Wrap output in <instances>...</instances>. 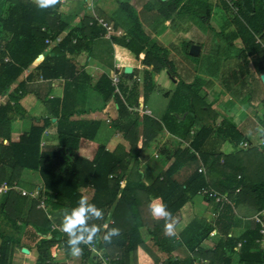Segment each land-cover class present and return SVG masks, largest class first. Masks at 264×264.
Here are the masks:
<instances>
[{
  "label": "trees",
  "instance_id": "obj_1",
  "mask_svg": "<svg viewBox=\"0 0 264 264\" xmlns=\"http://www.w3.org/2000/svg\"><path fill=\"white\" fill-rule=\"evenodd\" d=\"M63 1L66 0H61L54 7L41 9L33 0H2L4 11L0 10V97L6 95L5 101L0 104V182L6 180L8 184H16L24 169L36 171L43 187L41 190L37 185L32 190L40 189L46 204L40 207L36 199L10 189L2 194L0 213L10 222L20 221L30 226L37 236H41L35 244L38 254L36 264H51L54 254L60 251L68 256L71 254L68 236L52 228L58 224H54L55 216L48 209H64L70 214L78 206V189L86 185L93 188L89 203L104 210H101V218L92 217L88 221L89 226L96 225L101 230L92 248L86 244L80 245L82 254L78 256L79 264H102L101 255L93 250L102 251L108 257L107 264H194V261L197 264H231L233 255L236 264H264V249L260 242L263 236L259 224L252 221V226L239 236H228L229 225L223 223L222 219L227 217L223 212H228L229 206L222 205L223 214L220 213V218H217V231L222 235L217 243L209 247L202 246L214 227L208 224L187 244L190 255L183 259L174 258L160 243L166 217H154L150 209L152 202L162 203L174 218L201 188L208 187L219 194L226 193L233 201V210L239 217H254L264 210V155L261 157V149L253 145V141L235 122L221 116L198 95L199 89L205 84L202 76L194 74L189 84L182 81L185 79L180 76L177 65L181 73L189 75L190 71L171 55L168 46L151 38L138 14L140 7V12L152 13L153 28L181 13L194 15L206 24L216 5L213 0H125L119 2L112 16L113 22L110 21L114 28L123 30L121 35H112L109 39L117 61L132 67V73L127 77L136 75L138 62L141 61L142 100L145 101L155 89L158 74L165 69L170 77L177 79L173 92H185L177 94L176 98L173 96L175 94H171L170 102L174 99L182 102L187 95L191 119L201 120L200 129L191 137L189 127L184 130L190 147L176 148L172 163L153 182L145 184L142 181L137 157L164 127L177 134V129L168 124L167 118L172 111L166 109L161 122L138 113L134 108H129L132 103L135 107L139 105L137 86L125 90L120 85L121 96L114 91L111 79L106 75L98 78L95 89L102 96L104 110L110 116L113 129L128 143V149L118 144L108 151L100 145L92 160L81 157L77 154L79 141L87 136L86 127L90 122L73 120L66 111L55 114L56 145L49 148L40 145L42 134L50 124L48 117L33 119L28 132L21 134L18 140L10 139L11 123L19 115V98L25 84L21 79L24 70L35 59L43 57L36 66L41 77L50 79L69 75L77 82L80 74L73 76L76 67L67 53L89 47L92 39L104 35V28L95 21L94 16L84 15L79 27L72 28L58 41V35L65 27L60 18ZM219 4L234 26L228 34L221 32L225 41L229 44L241 42V46L235 49L237 54H234L237 58L236 69H231L228 79L223 80L226 79L227 83L230 78L237 83L241 77L253 76L251 63L255 65L256 74L264 72L259 57L264 49V0H219ZM86 6L91 9L92 3L88 1ZM46 39L56 42L50 50H47L49 44L45 42ZM194 43L192 40L172 41L170 47L175 54L183 55L187 62L196 64L198 70L200 66L213 67L212 63L219 66L216 59L211 63L206 62L202 53L190 54V45ZM5 58L8 61H4ZM216 67L212 72H207L215 75ZM13 83L17 84L10 90ZM189 85L193 91L185 89ZM226 88H229V84ZM251 88L247 99H252ZM194 93L195 98L198 97L197 102L201 100L197 108L204 112L211 110L208 118L197 113L199 110L195 109ZM212 131L223 140H228L234 148L243 140L250 146L228 154L201 151L199 159L206 172H199L197 168L184 181H177L175 175L188 162L198 159L196 153L190 150L191 147L197 149ZM252 149L258 155L251 152ZM244 159L249 160V166L243 164ZM103 194L106 196L102 197ZM228 214L232 215V212ZM111 228H118L120 234L113 236L110 243H105V232ZM18 245L19 239L14 234L0 231V264H11L13 249ZM157 250L162 254L159 255Z\"/></svg>",
  "mask_w": 264,
  "mask_h": 264
},
{
  "label": "crops",
  "instance_id": "obj_2",
  "mask_svg": "<svg viewBox=\"0 0 264 264\" xmlns=\"http://www.w3.org/2000/svg\"><path fill=\"white\" fill-rule=\"evenodd\" d=\"M121 1L125 0H92L91 9L86 6L88 5V0L63 1L62 7L60 9V18L61 21L65 24V27L58 35V41L61 40L64 35H66L72 28L79 27L80 20L84 15L97 16L99 18H103L105 21H109V23H112V16L116 12L119 2ZM128 1L134 2L135 0ZM146 13L141 14L140 8L138 9L140 20L148 29V27L151 26V24L154 22V16H152L153 14L150 12H148L149 14ZM118 31H120L121 34L123 33L122 28L115 27V32L112 35H121L118 33ZM169 32L170 29L166 28L160 33V36H163ZM55 44V41H51L47 47V50H50ZM67 57L73 59V64L76 67V72H74L73 76H77L78 74H80L79 81L77 82H74L72 76L69 75L68 77L59 76L50 79H44L43 77H41L39 71L36 70V66L41 62L43 57H38L37 59H35L24 70L21 79L24 80L25 84L19 98V115L16 116V119H14L11 123V140H18L21 134L28 132L33 119H36L38 117H48L50 120V124L42 134L40 145L42 146V148H49L56 145V134L54 126V123L56 121L55 114L60 115L62 111H66L71 114L70 118L73 120H85L87 122H90V124H88L86 127L87 136L81 138L79 141L77 154L81 157L92 160L100 145L104 146L108 151L113 150L118 144H121L125 147V149H128V143L121 137V135L117 131L113 129L110 122V116L106 114L104 110L102 96L95 89L96 82L101 75H106L110 79L112 73L119 74V87L120 85H123V87L126 88L125 90H128L134 85L137 86L139 105L138 107H135L134 103H132L129 104V108H134L140 114H143V110L147 109L149 113L144 114L155 118L159 122L162 121V117L165 113L164 111L167 109V107L165 106H168L167 103L170 102V92L175 89L177 83V79L170 77L165 69L159 72L155 89L147 96L146 100L143 101L141 72L137 75H134L132 78L127 76L124 77L123 68L125 67V65L117 61L112 42L104 35H100L99 37L92 39L89 47L84 46L82 48H79V51L77 52H68ZM259 57L261 60V66L264 68V49L261 54L259 53ZM141 68L142 64L141 61H139L137 70L141 71ZM260 74L261 73H258V78H260ZM166 75L169 80H172L173 83L168 90L169 92L164 91L166 89L161 88V85L168 82ZM16 84L17 83H13L10 87V90L13 89ZM259 85L260 87H262L261 80L258 86ZM114 91L116 92L115 88ZM159 92H162L163 96H159ZM120 95L122 96V94ZM153 95L156 96L154 100L155 102L152 104L151 97ZM5 98L6 95H2L0 97V104L5 101ZM147 104L150 105L151 109L147 106ZM211 105L215 110L216 103H212ZM110 111H112V109H110ZM219 113L221 116H225L222 112ZM175 114L176 113L172 111L167 119L169 126L171 128L177 129V134L169 132L166 127L163 126V130L158 133L155 138L152 139L138 154V170L141 173V179L145 184L153 182L154 179L161 174V172L165 171L169 167V165L173 161V152L176 148L190 147L189 139L187 138V135L184 131L185 129H180L184 124L183 121L186 119L185 116L188 115V112L186 111L183 116L181 114ZM173 117L174 120H171L173 119ZM225 117L229 119L228 116ZM159 118L161 120H158ZM231 119L229 120L231 121ZM263 126L264 124H261L263 131L259 136L255 137V139L248 137L251 139V142L253 141V145L259 146V148L261 149V153L264 149V139L262 138V136H264ZM186 127H189V134L191 137V135L195 131L200 129L201 122H198L197 119L191 120L190 118L186 123L185 128ZM226 142L229 141L223 140L222 138L215 135V133L212 131L208 135V137L204 139L201 144H199L197 149L191 147L190 150L196 153L198 159L196 161L188 162V164L185 165L175 175L176 180L180 182L184 181L187 176L197 168H203L206 172L204 164L201 163V160L199 159V153H201V151L204 153L222 152L228 154L231 152H237L239 150L238 147H240V150H244L250 146L246 140L241 141L236 148H234V146L230 142V144L228 145L226 144ZM242 142H247V145L241 146L240 144ZM241 155L243 154L241 153ZM16 185L28 191L32 190L37 185H39V187L41 188L43 187L42 180L38 173L36 171L28 169H24L21 172ZM78 192L80 194V198L82 195H84L87 196L88 200L90 201L93 194V188L91 185H86L84 187H80L78 189ZM2 194H0V203L3 197ZM104 195L105 194H103L102 197ZM198 195L199 194H197L196 196ZM196 196L188 201L180 209L179 213L174 217V234L166 235L165 227L161 232L160 243L167 250H169L170 254L174 258H185V256L181 257V254L183 255L185 251H187L190 255L187 244L191 243V240H193V238L199 235V233L201 232V229L199 228L200 224L196 223V220H198V217L196 216V214L198 213L197 208L201 202H203L201 204L204 205V210L211 216L209 224H213V228L219 227L217 225V218H220V213H224V215L227 216L226 218L222 219V222L226 225H229L228 236L237 237L252 226V221L257 223L254 217L242 218L237 216L235 214V210H233V201H231L228 197V201H226L225 203H216L214 200H206L203 197L202 201L199 203L194 200ZM104 200L105 199H103V201ZM187 204H189L190 210H185L183 212L184 214L181 215L183 209H185ZM222 205L229 206L228 212L222 213ZM230 208L232 209V211L230 210ZM101 210L103 211L104 208ZM48 212L54 214V224H58L61 226L63 217L62 215H66L67 211L64 209H48ZM185 212H187L188 214ZM231 212L232 215H229L228 213L231 214ZM257 214H262V216H264V210L258 212ZM187 215H189L190 217L186 221ZM192 225L194 227H190ZM196 228H198L197 232ZM204 228L205 227H203V229ZM0 231L8 234H14L15 237L19 239L20 245L16 246L13 249L11 264H17L21 261L22 264L37 263L38 254L35 244L41 236H37L30 226H26L20 221L10 222L5 219V217L0 213ZM47 234L50 235L51 231L47 232ZM218 234L220 239L222 235L221 233H219V231ZM26 235L31 237L27 238ZM208 237L202 242V245L204 244L206 247L212 246L213 244L212 239ZM27 239H29V241H26ZM262 240L260 241L261 247L262 249H264ZM206 241H208V243H206ZM23 249H25L26 251H22ZM154 250H156V248H154ZM157 253L159 255L162 254V252H159L158 250ZM54 256L55 258L52 260L51 264L57 262L60 264H72L73 260L75 259L72 254L68 256L65 255V253L62 251L54 254ZM77 258L79 259V257ZM235 258V255H233L231 264L237 263L236 261H234Z\"/></svg>",
  "mask_w": 264,
  "mask_h": 264
},
{
  "label": "rangeland",
  "instance_id": "obj_3",
  "mask_svg": "<svg viewBox=\"0 0 264 264\" xmlns=\"http://www.w3.org/2000/svg\"><path fill=\"white\" fill-rule=\"evenodd\" d=\"M213 3H215L216 5L210 17L209 23H206V24L203 23L198 17L194 15L181 13V14L174 15L169 21L165 20L164 22L159 23V25H156L157 26L156 28L149 26L148 29L147 28L145 29L147 33L150 34L153 40L159 42L160 44H163L164 46H168L171 50V55L175 57L177 61H180V64H182L183 67H187V69L190 71L189 75H187V73H181L182 71H180L179 69L180 66L177 65V69H178L180 76H182L183 79H185L182 81L185 84H189L190 82H192L193 80L192 77L194 76V74H196L197 77L202 76V79L204 80L205 84L202 88L199 89L198 95L202 97L207 104L216 103V107H215L216 112L218 113L222 112L223 115L228 116L229 119L232 118L231 121L235 122L238 125V127L243 131V133H245L247 137L255 139V137L259 136L263 131L261 124H264V107H263L264 105L263 103L264 86L263 84H262V87H260V85L258 86L260 82V78H258V74H256V71H255L256 69L255 65L252 63H251V68H252L251 72L253 76L251 77L249 76L245 78L241 77L237 83H234L230 78L227 83H226V79L223 80V78L228 79V76H230V70L235 68L236 66L237 58L234 57V54H237V51H235V49L241 46V42L233 41L231 44H229L227 41H225V38L221 34V32L228 34L229 31L233 30L234 26L233 24H231L229 20V16H227V14L222 10L221 5L219 4V0H213ZM0 4H1L0 10L4 11L5 5H4V2H2V0H0ZM141 10L142 9L140 7V11ZM144 13L146 12H143V11L141 12V14H144ZM146 14H149V13L147 12ZM153 24L154 23H152V25ZM167 26H169L168 28L170 29V32L166 33L163 36H160V32ZM181 40H192L195 42L194 44H201L198 55L202 53V55L206 57V60H207L206 62L208 63L209 62L211 63L215 61L216 59L217 61L215 62H217L219 66L216 67L214 63H212L213 67L206 66L205 68L204 66H200L199 68L200 71H199L197 69L198 67L196 66V64L192 65V63L187 62L185 58L183 57V55L175 54L174 49L170 47V43L172 41L180 42ZM262 52L263 51L261 50L260 54ZM199 64H200V61H199ZM215 67H216V70L214 71L215 75L208 73V72H212L213 71L212 69L213 68L215 69ZM140 72H141L140 70H137L136 75ZM163 74H166V73H163ZM166 78L168 82L161 85V88L166 89L164 91H168L173 84L172 80L171 79L169 80L167 75H166ZM208 81L210 84L208 83ZM256 83H257V87L255 88L252 87L253 88L252 89L251 86L253 85L256 86ZM228 84H229V88L227 89L226 86ZM250 88L253 91L251 94L252 99H247L248 98L247 93L249 92ZM185 89L190 90V91L194 90L191 85H189L188 89L187 88ZM170 93L175 94L173 96L174 98H176L177 94L185 93V92L180 91V92L174 93L173 91H171ZM155 96L156 95H153L151 97L152 104L155 102L154 101ZM159 96H163V93L161 92ZM195 96L196 94L194 93V100L196 101L195 109H197L198 111L199 107L197 108V105L199 104L201 100L197 102L198 97L195 98ZM187 97L188 96L186 95V99H184L182 102H180L179 100L175 101V99L171 100L170 103H167L168 106H165V107H168L167 109H169L170 111L171 110L174 111V113H176L177 115L181 114L183 116L186 111L187 112L189 111L188 108H190L188 105ZM147 106L151 109L150 105L147 104ZM210 111L211 110L204 112V111L199 110L197 113L201 117L205 116L206 118H208L207 116L210 113ZM164 112H166V110ZM191 115H192V112L190 109V111L188 112V115L185 116L186 119L183 121L185 125L183 124L180 129L182 130L185 129L187 121L192 117ZM158 120H161V119L159 118ZM171 120H174V118ZM198 122H201V120H198ZM226 144L228 145L230 143L226 142ZM238 149L240 150V147H238ZM251 152L258 155L257 153H255L253 149ZM263 155H264V149L262 151L261 157ZM248 162L249 160L247 159L243 160V164L245 166H249ZM212 177H214V174ZM202 197H203L202 195H198L194 198V200L200 203L202 201ZM201 203L198 205V208H197L198 213L196 214V216L198 217V220H196V223L200 224L199 228L202 230L203 227L205 226L208 227L211 216L204 210V205H202ZM185 210L186 211L190 210L189 204H187L185 209H183L181 215L184 214L183 212ZM189 217L190 216L187 215L186 221L189 219ZM190 227H194V226L192 225ZM197 229L198 228H196V232H197ZM209 235L210 236L208 238L212 239L213 244L212 243L211 244L214 245L219 240V236H218L219 234H218L217 228H213L212 231L209 233ZM26 237L29 238L31 236L26 235ZM26 241H29V239H27ZM206 243H208V241H206ZM202 246H205V245L203 244ZM188 255L189 253L185 251L183 255L181 254V257H184V256L186 257ZM21 262H18L17 264H22ZM72 264H79V259L75 257ZM194 264H197V261H194Z\"/></svg>",
  "mask_w": 264,
  "mask_h": 264
},
{
  "label": "clouds",
  "instance_id": "obj_4",
  "mask_svg": "<svg viewBox=\"0 0 264 264\" xmlns=\"http://www.w3.org/2000/svg\"><path fill=\"white\" fill-rule=\"evenodd\" d=\"M33 2L41 9L54 7L61 0H33ZM150 209L154 217H166L165 234H174L175 218L167 210L162 203L152 202ZM103 215L100 208L95 204L89 203L88 197L82 195L78 201V206L73 208L70 214L63 215L61 230L68 236V247L74 257L82 254L81 244H86L89 247L96 241L97 233L100 232V227L96 225L89 226L90 218H101ZM120 230L111 228L105 232L104 242L110 243L113 236H118Z\"/></svg>",
  "mask_w": 264,
  "mask_h": 264
},
{
  "label": "built area",
  "instance_id": "obj_5",
  "mask_svg": "<svg viewBox=\"0 0 264 264\" xmlns=\"http://www.w3.org/2000/svg\"><path fill=\"white\" fill-rule=\"evenodd\" d=\"M88 1L90 3H92V0H88ZM94 19L100 26H102L104 28V30H105L104 31V36L105 37L110 38L111 35L114 34L115 28H114L112 23H109V22L105 21L103 18H99L97 16H94ZM118 33L121 34L120 31H118ZM45 42L47 44H50L51 40L46 39ZM4 61H8V58H5ZM110 79H111V83L114 86L116 92L119 93V82H120L119 74L118 73H112V76H111ZM143 113H147L148 114L149 111L147 109H145V110H143ZM240 145L241 146H246L247 142H242ZM198 171L199 172H203L204 169L203 168H199ZM10 189L18 190L21 195L30 197L32 199H36L38 201V206H40V207H45L46 206L44 197L41 196L40 189L42 190V188L28 191V190H25L23 188L18 187L16 184H8V182L6 180H3L2 182H0V193H5L7 190H10ZM198 194L202 195L203 197H207L209 199L213 198V200L215 202H217V203H225L226 201H228V198H227L226 194H219L217 191H215V190H213L211 188H208V187L201 188L198 191ZM254 219H255V221L257 223L260 224L259 231H260V233L263 236L262 245L264 246V216H262V214H257V215L254 216ZM52 228L53 229H58L61 232H63L61 230V226H59V225H53ZM90 248H92V247H90ZM93 252L101 255L102 264H107L106 260H107L108 257L105 256L102 253V251L93 250Z\"/></svg>",
  "mask_w": 264,
  "mask_h": 264
},
{
  "label": "water",
  "instance_id": "obj_6",
  "mask_svg": "<svg viewBox=\"0 0 264 264\" xmlns=\"http://www.w3.org/2000/svg\"><path fill=\"white\" fill-rule=\"evenodd\" d=\"M164 1V0H163ZM199 51H200V46L198 44H191L190 45V48H189V53L192 54V55H197L199 54ZM123 73H124V77L128 76L129 74L132 73V67L130 66H125L123 68ZM260 80H261V83L263 84L264 86V72H262L260 74ZM23 251H26L25 249H23Z\"/></svg>",
  "mask_w": 264,
  "mask_h": 264
}]
</instances>
